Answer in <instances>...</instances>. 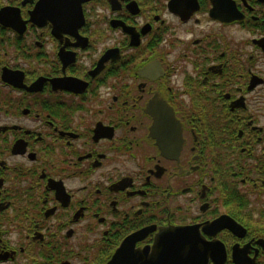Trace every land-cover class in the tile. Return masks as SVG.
Returning a JSON list of instances; mask_svg holds the SVG:
<instances>
[{
    "label": "flooded vegetation",
    "instance_id": "obj_1",
    "mask_svg": "<svg viewBox=\"0 0 264 264\" xmlns=\"http://www.w3.org/2000/svg\"><path fill=\"white\" fill-rule=\"evenodd\" d=\"M73 1L0 0V264H264V0Z\"/></svg>",
    "mask_w": 264,
    "mask_h": 264
},
{
    "label": "water",
    "instance_id": "obj_2",
    "mask_svg": "<svg viewBox=\"0 0 264 264\" xmlns=\"http://www.w3.org/2000/svg\"><path fill=\"white\" fill-rule=\"evenodd\" d=\"M84 1L86 0H74L71 2V5L80 11V4ZM43 3L50 5L51 0H43ZM48 7L49 6L45 7V9L47 10ZM163 107L166 108L164 105ZM165 110L171 109L168 108ZM138 233H135L133 240H130L131 244L136 241ZM197 234L196 226L160 228L156 234L157 238L152 248V253H154L152 258H146L147 249L140 251L130 249L133 253L130 256L123 257L122 251L125 249V242L119 249L116 250L107 264H128L131 260L134 262L136 258L145 254L146 257L141 256V258L145 261L144 264H168L170 259L179 261L178 263L176 262V264H196L199 263V261L202 262V264H205L207 260L206 258L196 256V251L193 248L188 247L187 249L189 244L194 246L196 245V242H200L201 239H199V236L198 238L196 237ZM160 252L162 253L159 255Z\"/></svg>",
    "mask_w": 264,
    "mask_h": 264
}]
</instances>
